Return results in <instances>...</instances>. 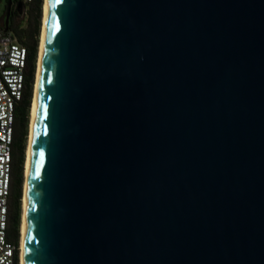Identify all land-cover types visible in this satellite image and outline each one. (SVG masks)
I'll use <instances>...</instances> for the list:
<instances>
[{
    "label": "water",
    "instance_id": "95a60500",
    "mask_svg": "<svg viewBox=\"0 0 264 264\" xmlns=\"http://www.w3.org/2000/svg\"><path fill=\"white\" fill-rule=\"evenodd\" d=\"M47 6L25 264H264V0Z\"/></svg>",
    "mask_w": 264,
    "mask_h": 264
},
{
    "label": "built area",
    "instance_id": "2783aa9c",
    "mask_svg": "<svg viewBox=\"0 0 264 264\" xmlns=\"http://www.w3.org/2000/svg\"><path fill=\"white\" fill-rule=\"evenodd\" d=\"M26 67V48L0 30V264H20V244L9 241L8 227L15 111L24 95Z\"/></svg>",
    "mask_w": 264,
    "mask_h": 264
},
{
    "label": "trees",
    "instance_id": "16d2710c",
    "mask_svg": "<svg viewBox=\"0 0 264 264\" xmlns=\"http://www.w3.org/2000/svg\"><path fill=\"white\" fill-rule=\"evenodd\" d=\"M12 9L5 25L8 0L0 15V30L11 33L16 41L24 46L27 51V67L25 77V91L23 98L15 111L13 134V177L15 187L11 190L9 201V241L19 245L20 239V215L23 187V172L25 161V149L29 125V113L32 103L33 86L35 82L36 61L38 55L39 35L41 27V11L43 0H11ZM22 15L23 20L18 21Z\"/></svg>",
    "mask_w": 264,
    "mask_h": 264
},
{
    "label": "bare ground",
    "instance_id": "6f19581e",
    "mask_svg": "<svg viewBox=\"0 0 264 264\" xmlns=\"http://www.w3.org/2000/svg\"><path fill=\"white\" fill-rule=\"evenodd\" d=\"M48 0H44L43 4V14H42V29H41V38L38 49V58H37V70L35 74V85L33 92V100L30 108V125H29V138L28 144L25 153V165H24V184H23V197H22V215L20 222V264H25V232H26V207H27V179L30 169V157H31V147L34 135V123L36 118L37 110V98H38V88H39V79L40 71L42 65V55H43V45H44V35L46 28V20L48 13Z\"/></svg>",
    "mask_w": 264,
    "mask_h": 264
},
{
    "label": "rangeland",
    "instance_id": "374dc122",
    "mask_svg": "<svg viewBox=\"0 0 264 264\" xmlns=\"http://www.w3.org/2000/svg\"><path fill=\"white\" fill-rule=\"evenodd\" d=\"M43 4H44V0H43ZM4 7H5V0H0V15H2ZM42 14H43V6H42V11H41V27H40V35H39V44H40L41 29H42ZM22 20H23L22 15H20V17L18 18V21L21 22ZM38 49H39V45H38ZM37 58H38V55H37ZM37 62L38 61H36V70H37ZM34 85H35V82H34ZM33 92H34V86H33ZM32 100H33V95H32ZM29 125H30V113H29ZM29 125H28V134H27L26 148H27L28 138H29ZM25 153H26V149H25ZM24 165H25V161H24ZM24 180L25 179H24V172H23V184H24ZM22 197H23V187H22ZM21 215H22V202H21ZM21 215H20V222H21ZM19 231H20V228H19ZM19 244H20V239H19Z\"/></svg>",
    "mask_w": 264,
    "mask_h": 264
},
{
    "label": "flooded vegetation",
    "instance_id": "af4514ba",
    "mask_svg": "<svg viewBox=\"0 0 264 264\" xmlns=\"http://www.w3.org/2000/svg\"><path fill=\"white\" fill-rule=\"evenodd\" d=\"M12 3H11V6H10V12H11V9H12ZM10 15V13H9ZM9 18V17H8ZM15 187V181H14V177H13V164H12V182H11V190L14 189Z\"/></svg>",
    "mask_w": 264,
    "mask_h": 264
},
{
    "label": "snow or ice",
    "instance_id": "6c2138e0",
    "mask_svg": "<svg viewBox=\"0 0 264 264\" xmlns=\"http://www.w3.org/2000/svg\"><path fill=\"white\" fill-rule=\"evenodd\" d=\"M41 155H43V153H41Z\"/></svg>",
    "mask_w": 264,
    "mask_h": 264
}]
</instances>
